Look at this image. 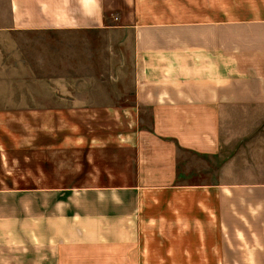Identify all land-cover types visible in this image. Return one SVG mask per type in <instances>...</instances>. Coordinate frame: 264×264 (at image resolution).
Wrapping results in <instances>:
<instances>
[{"label": "crops", "instance_id": "obj_1", "mask_svg": "<svg viewBox=\"0 0 264 264\" xmlns=\"http://www.w3.org/2000/svg\"><path fill=\"white\" fill-rule=\"evenodd\" d=\"M89 109L0 139V264H264V0H0V116Z\"/></svg>", "mask_w": 264, "mask_h": 264}, {"label": "rangeland", "instance_id": "obj_2", "mask_svg": "<svg viewBox=\"0 0 264 264\" xmlns=\"http://www.w3.org/2000/svg\"><path fill=\"white\" fill-rule=\"evenodd\" d=\"M88 111L84 114L67 115H3L0 116V139L9 142L11 138H15L13 143L19 144H27L28 141L43 143L50 140L56 145L68 139L71 140L69 143L71 144L75 138L90 140L112 138L115 134L123 132L125 127L134 126L131 115L91 114V109ZM74 149L73 146H69L66 153L62 151L66 154L64 157L67 158L68 172L75 170L77 153ZM52 153L58 158L59 148L53 147ZM78 156H84L83 152L81 151ZM70 183L72 180H69Z\"/></svg>", "mask_w": 264, "mask_h": 264}]
</instances>
